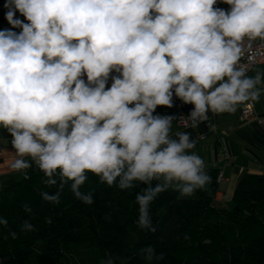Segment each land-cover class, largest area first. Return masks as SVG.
<instances>
[{"label": "clouds", "instance_id": "clouds-1", "mask_svg": "<svg viewBox=\"0 0 264 264\" xmlns=\"http://www.w3.org/2000/svg\"><path fill=\"white\" fill-rule=\"evenodd\" d=\"M222 2L229 10L217 0H7L5 18L21 29L0 31L10 170L26 175L34 163L58 188L41 193L53 204L69 182L76 199L93 204V193L81 191L86 173L121 190L142 184L135 223L155 233L150 204L159 194L187 198L211 182L196 140L173 136L175 117L153 115L157 107L171 108L173 95L193 105L183 123L195 129L209 112L235 113L264 95V71L248 75L264 56V0ZM112 72L119 75L106 88ZM21 231L33 225L25 220ZM142 255L147 264L164 259L151 246Z\"/></svg>", "mask_w": 264, "mask_h": 264}, {"label": "trees", "instance_id": "trees-1", "mask_svg": "<svg viewBox=\"0 0 264 264\" xmlns=\"http://www.w3.org/2000/svg\"><path fill=\"white\" fill-rule=\"evenodd\" d=\"M206 171L211 182L193 196L169 189L150 204L157 227L152 233L135 223L136 194L144 185L121 190L86 173L81 191L93 193V204L76 199L71 182L53 204L41 193L58 188L45 185L32 163L20 179L0 184V217L8 220L0 225V264H101L108 258L113 264H147L142 253L149 246L163 255L159 264H264V173L242 174L225 206L215 202L219 170ZM25 220L33 231H21Z\"/></svg>", "mask_w": 264, "mask_h": 264}, {"label": "crops", "instance_id": "crops-1", "mask_svg": "<svg viewBox=\"0 0 264 264\" xmlns=\"http://www.w3.org/2000/svg\"><path fill=\"white\" fill-rule=\"evenodd\" d=\"M14 18L25 23L26 19L17 11ZM11 29L19 33L21 29L12 28L4 15L0 14V31ZM264 71V63L255 65L248 75H255V71ZM119 75L112 72L109 76L107 87L111 86L112 76ZM255 118L242 121L239 118L240 109L235 113L213 114L209 112V119L195 129L191 127H179L177 117L186 116L193 109V105L185 104L173 95V106H158L153 115L173 116L175 120L172 126V135L176 132H188L191 138L196 140L193 149L204 161L206 167H215L221 174L218 181V191L215 202L225 206L230 205L235 185L244 173H264V127L256 122V118H264V95L254 102ZM14 149L11 145V137L6 129L0 127V184L8 180H18L23 172L10 170V164L14 158Z\"/></svg>", "mask_w": 264, "mask_h": 264}, {"label": "built area", "instance_id": "built-area-1", "mask_svg": "<svg viewBox=\"0 0 264 264\" xmlns=\"http://www.w3.org/2000/svg\"><path fill=\"white\" fill-rule=\"evenodd\" d=\"M7 2V0H0V14L5 16V13L8 11L7 8L4 7L5 3ZM215 7L218 8H222L224 10H229L230 6L227 5L226 3H223L222 0H217V4L215 5ZM260 41H257L256 44H260ZM262 52H264V49L261 50ZM257 63L251 65V68L255 65L258 64H262L260 61L262 59H264V56H261L259 54H257ZM86 80V77H84ZM239 118L242 121H249L255 118V104L254 102H246L242 105L241 109H240V114H239ZM185 120L184 117L182 116H178L177 117V125L179 127H185L183 121ZM256 122L259 123V125H261L262 127H264V118H256ZM217 180L220 181L221 180V174H218Z\"/></svg>", "mask_w": 264, "mask_h": 264}]
</instances>
